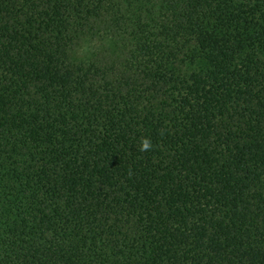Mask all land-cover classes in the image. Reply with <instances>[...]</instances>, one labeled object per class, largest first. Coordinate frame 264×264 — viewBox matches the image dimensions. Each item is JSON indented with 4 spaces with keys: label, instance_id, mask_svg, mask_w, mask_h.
<instances>
[{
    "label": "trees",
    "instance_id": "trees-1",
    "mask_svg": "<svg viewBox=\"0 0 264 264\" xmlns=\"http://www.w3.org/2000/svg\"><path fill=\"white\" fill-rule=\"evenodd\" d=\"M0 264H264V0H0Z\"/></svg>",
    "mask_w": 264,
    "mask_h": 264
},
{
    "label": "clouds",
    "instance_id": "clouds-1",
    "mask_svg": "<svg viewBox=\"0 0 264 264\" xmlns=\"http://www.w3.org/2000/svg\"><path fill=\"white\" fill-rule=\"evenodd\" d=\"M150 147V143H149V141L148 140H143L142 142H141V145H140V150L141 151H144V150H146V149H148Z\"/></svg>",
    "mask_w": 264,
    "mask_h": 264
}]
</instances>
